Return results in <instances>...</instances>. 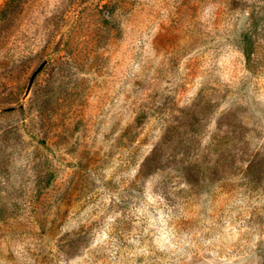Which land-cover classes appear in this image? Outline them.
<instances>
[{
    "label": "rangeland",
    "instance_id": "obj_1",
    "mask_svg": "<svg viewBox=\"0 0 264 264\" xmlns=\"http://www.w3.org/2000/svg\"><path fill=\"white\" fill-rule=\"evenodd\" d=\"M0 264H264V0H0Z\"/></svg>",
    "mask_w": 264,
    "mask_h": 264
}]
</instances>
